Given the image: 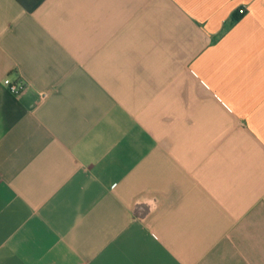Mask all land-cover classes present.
<instances>
[{"label":"crops","instance_id":"obj_1","mask_svg":"<svg viewBox=\"0 0 264 264\" xmlns=\"http://www.w3.org/2000/svg\"><path fill=\"white\" fill-rule=\"evenodd\" d=\"M0 264H264V0H0Z\"/></svg>","mask_w":264,"mask_h":264},{"label":"built area","instance_id":"obj_2","mask_svg":"<svg viewBox=\"0 0 264 264\" xmlns=\"http://www.w3.org/2000/svg\"><path fill=\"white\" fill-rule=\"evenodd\" d=\"M241 13L245 12V8L241 7L239 9ZM3 83L16 95L23 94L29 87V83L26 80L23 79H13L11 76H6L3 79ZM45 95V93H43Z\"/></svg>","mask_w":264,"mask_h":264}]
</instances>
